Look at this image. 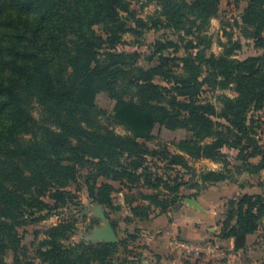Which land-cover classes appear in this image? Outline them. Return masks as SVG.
<instances>
[{
  "label": "trees",
  "instance_id": "16d2710c",
  "mask_svg": "<svg viewBox=\"0 0 264 264\" xmlns=\"http://www.w3.org/2000/svg\"><path fill=\"white\" fill-rule=\"evenodd\" d=\"M135 2H155L158 8L143 16ZM220 2L0 0V264H33L21 228L39 221L43 211L73 204V184L85 186L92 201L110 207L114 182L159 191L148 195L150 205L131 208L134 217L144 220L153 213L152 205L163 213L178 204L185 196L182 187L200 190L225 179L215 170L196 173L191 160L227 165L223 149L229 148L238 150V160L251 173L264 170V146L248 117L250 110L264 106V51L243 60L214 52L206 59L192 51L204 42V27ZM242 19L257 26V44L264 48V0H247ZM163 27L191 34L183 56L178 55L180 41L158 34ZM147 31L155 32L148 57L155 63L143 67L139 51L123 48L124 35L131 34L139 47ZM203 65L209 71L204 78ZM88 75H108L110 99L125 102L161 127L187 129L191 138L181 140L179 152L172 153L150 148L135 133L118 132L106 108L79 99ZM231 85L235 95H217L219 105L201 96L207 86L225 90ZM190 171L187 181L183 177ZM263 218L264 195L238 194L218 222V236L256 235ZM73 227L65 216L44 231L36 251L42 262L115 264L116 243L66 244Z\"/></svg>",
  "mask_w": 264,
  "mask_h": 264
},
{
  "label": "rangeland",
  "instance_id": "374dc122",
  "mask_svg": "<svg viewBox=\"0 0 264 264\" xmlns=\"http://www.w3.org/2000/svg\"><path fill=\"white\" fill-rule=\"evenodd\" d=\"M246 6L247 0H221L217 14L211 16L206 27H204V37L202 39L204 42L198 44V49H192L193 53L200 51V54H204L206 59L211 52H214L216 55L226 53L230 58L240 60L250 56L262 55L264 48L259 47L257 44V26L242 19L243 10ZM134 7H136L143 16L154 13L155 9L158 8L155 2L143 4H141V2H135ZM196 21L197 23L203 24V20L199 21L197 19ZM99 27L101 28V26ZM194 30L195 28H193V31ZM262 31V43H264V29ZM163 33H167L174 41H180L179 45L181 48L178 55L183 56L185 54L184 47L187 41L191 39V34H186L188 33L186 29L173 32L171 29H166L165 27L161 28L158 32L159 35ZM179 35H184V40H181ZM155 37V32H145V36L141 37V45L137 47L133 43L134 37L128 33L124 35L127 45H123V48L130 52L134 50L139 51L141 56L138 64L143 67L149 66L155 63H151L148 59L151 51L149 47L150 44L153 43ZM194 38L195 37H193V39ZM208 41L210 45L206 47ZM172 51L173 49H170L167 53H171ZM208 76L209 71L206 66L203 65L201 77L204 78ZM86 83H91V80H86ZM98 85L102 84L99 83ZM222 92L234 96L235 88L231 85L229 88L222 90L218 88L212 89L207 86L203 88L201 96L219 105L216 96ZM101 106L105 107L109 114L117 120L115 127L118 132L123 134L135 132L141 136V141L146 142L150 148L157 149L160 152H163V148H166L172 153H178L180 146L179 142L191 138L192 134L187 129L167 130V128L165 129V127L155 124L154 121L145 114L131 110L123 101L109 99L106 96L105 98L102 97ZM248 117L257 131V139L261 145L264 146V106L257 110H250ZM223 151L226 154V159L228 161L227 165H224L222 162L206 159L191 160L190 164L196 173L202 170L219 171L225 176L224 180L215 183H207L203 185L200 190L197 189L198 187H182L181 189H195L198 191L197 193L204 206L209 208L214 207L219 213H222L224 210L223 218H225L229 201L236 195L242 193L264 195V170L259 173H251L249 168H247L242 161L238 160V150L225 148ZM162 157H165L163 153ZM257 159L258 158H251L250 161L257 163ZM151 160H153V158H151ZM157 163L159 167H161V164L159 162ZM191 171L184 175L183 178L185 180L188 181L191 176ZM194 181L195 180H192L191 183ZM114 184L117 187V191L113 194L114 206L112 207L92 201L85 186L80 185L82 187L77 188L76 184H73L71 186V190L75 193L73 204L59 211H43L40 214L42 218L39 221L23 226L21 228V232L23 233V244L27 248L29 260L33 264H47L42 262L37 256L36 251L39 240L44 237V231L49 226L55 224L60 218L68 216L74 223V227L69 234V239L65 241L66 244L106 241L117 244L118 251L113 256L115 264H166V261H162L161 257L159 258L154 253H149V249L145 243V234H148L146 233L148 230H144V228L141 227L140 219L134 217L131 211L133 206L150 205L148 195L159 191L151 188H143L141 185L130 189L119 182H114ZM185 194L186 193H182V195ZM151 209L153 212L152 214H157L160 211V209L154 205L151 206ZM169 210L172 215H177V210H180V208L176 209L175 206H173ZM197 213L200 215V212ZM169 217H167V219ZM109 226L113 229L117 237V240L114 242L107 241L106 230ZM218 229L220 230V225H218ZM212 233L211 231L210 234ZM256 238L258 244L253 248L254 252L251 253V258L254 260L252 264H264V218L260 222ZM171 239H173V236L169 238V241ZM205 242L207 241L205 240ZM197 244L203 245L204 247L210 245L207 243ZM170 246L173 249H178L180 252L178 254L180 256H190L179 248L172 246L171 243ZM198 254H195V256H199Z\"/></svg>",
  "mask_w": 264,
  "mask_h": 264
},
{
  "label": "crops",
  "instance_id": "0c3cea01",
  "mask_svg": "<svg viewBox=\"0 0 264 264\" xmlns=\"http://www.w3.org/2000/svg\"><path fill=\"white\" fill-rule=\"evenodd\" d=\"M108 78V75L101 77L88 75L79 89V99L102 105V97H108L105 91ZM86 80H91V83H86ZM99 83L102 85H98ZM195 192H197L195 189H181L180 191L181 194L186 193L183 199L196 197L207 212L194 210L184 204L180 206L182 199L175 205L176 209L180 208L177 210V215H172L170 210L163 213L159 211L157 214H151L149 219L140 220L141 227L148 230L146 232L148 234H145V243L149 253L161 257L166 264H252L254 260L251 258V253L258 244L256 235L241 234L227 238L218 236V222L223 219L224 210L219 213L214 207L204 206L200 196L193 195ZM197 212H200V215ZM211 231L212 234H210ZM171 236L173 239L179 236L178 238L190 242L207 243L214 245L215 248L207 249L199 253V256L191 254L189 257H183L178 254L180 253L178 249L171 248V240L169 241Z\"/></svg>",
  "mask_w": 264,
  "mask_h": 264
},
{
  "label": "built area",
  "instance_id": "2783aa9c",
  "mask_svg": "<svg viewBox=\"0 0 264 264\" xmlns=\"http://www.w3.org/2000/svg\"><path fill=\"white\" fill-rule=\"evenodd\" d=\"M171 244L172 246L179 248L180 250L184 251L185 253L189 255L202 253L203 251L207 249L215 248L214 245H208L204 247L203 245H199L197 243H193V242L187 241L185 239H180V238L171 239Z\"/></svg>",
  "mask_w": 264,
  "mask_h": 264
},
{
  "label": "water",
  "instance_id": "95a60500",
  "mask_svg": "<svg viewBox=\"0 0 264 264\" xmlns=\"http://www.w3.org/2000/svg\"><path fill=\"white\" fill-rule=\"evenodd\" d=\"M186 205L194 210L200 211V212H207V210L201 205L199 200L196 197H185L181 203V205ZM106 235H107V241H116L117 237L113 231V229L109 226L106 230Z\"/></svg>",
  "mask_w": 264,
  "mask_h": 264
}]
</instances>
